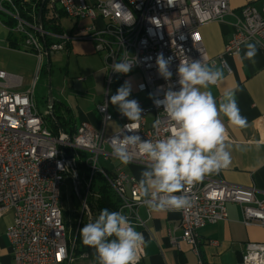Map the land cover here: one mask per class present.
I'll return each mask as SVG.
<instances>
[{
	"label": "built area",
	"instance_id": "obj_1",
	"mask_svg": "<svg viewBox=\"0 0 264 264\" xmlns=\"http://www.w3.org/2000/svg\"><path fill=\"white\" fill-rule=\"evenodd\" d=\"M47 5L54 15L58 8L66 18L74 20L70 30L61 33L44 30L36 23L33 12H28L31 19L23 18L14 0H0V15L15 20L12 27L4 26L24 35V45L34 50L38 61L74 40L93 42L94 51L103 61L106 90L114 80L121 81L124 76L114 73L112 64L126 54L129 59H135L133 69L139 72L135 88L146 95L145 99L134 98L144 110L139 134L145 139L155 140L170 134V121L162 108L154 106L150 94L162 99L163 93L158 91L161 86L166 90L171 83L179 88L176 69L180 60L201 59L211 67L219 64L226 73H231L226 57L238 54L246 41H254L264 51V0H260L259 6L243 4L238 14L230 8L229 0H47ZM229 14L234 16L233 31L223 50L215 57H208L198 29ZM84 20L86 23H80ZM160 53L166 58L173 57L171 81H165L158 73L155 59ZM20 84L19 76L0 70V216L11 214L5 235L12 264H70L74 260L75 234L70 233L60 206L63 176L71 180L76 177L78 185H83L84 191H80L87 206L91 178L101 173L119 198L117 211L125 214L134 226L142 224L137 207L146 204L136 178L120 168L110 173L99 162L100 156L103 159L113 156L110 139L119 135L129 121L120 113L114 116L109 111L105 94L104 100L96 105L101 121L99 129L81 121L72 134L54 135L34 108L32 88L15 90ZM141 84L145 86L143 90L139 88ZM148 115H151L149 122ZM113 117L119 120V125L106 132V123ZM157 120L160 124L154 126ZM226 135L228 140L227 132ZM70 150L72 158H64ZM78 151L86 152L82 160L88 170L87 178L78 176ZM133 162L149 163L139 153ZM255 192L253 186L228 183L215 173L206 175L201 182L185 185L183 194L192 203L177 211L179 239L197 254L200 241L197 229L225 220L228 202L240 207L244 225L264 227V196L258 197ZM171 241L177 242L176 237L172 236ZM137 254L140 263L144 255L142 246ZM196 264H202L201 260ZM237 264H264V241L247 242Z\"/></svg>",
	"mask_w": 264,
	"mask_h": 264
},
{
	"label": "clouds",
	"instance_id": "obj_2",
	"mask_svg": "<svg viewBox=\"0 0 264 264\" xmlns=\"http://www.w3.org/2000/svg\"><path fill=\"white\" fill-rule=\"evenodd\" d=\"M245 49L243 59L255 63L256 43L246 42ZM172 60L173 57L166 58L163 53L156 56L158 73L165 81H171L173 76ZM136 63L126 54L112 64L111 70L126 75ZM176 75L178 89L169 83L166 90L163 86L158 89L163 93L162 99L150 94L154 106L163 109L171 124L170 134L164 138L150 140L139 134L144 110L138 100L129 98L130 80H125L109 98L129 121L119 135L110 139L112 155L125 165L132 163L137 153L147 158L149 163L138 183L144 203L153 211L190 207V198L183 194L185 185L201 182L206 175L230 166V145L226 143L221 113L233 126L241 129L249 126L239 108L238 89L224 91L219 101L210 90V86H216L224 78L221 67H211L201 59L185 58L180 60ZM144 87L139 85L140 90ZM159 124L157 120L154 126ZM79 233L82 243L95 249L98 264H139L137 250L145 244V238L122 212L102 208L98 217L85 223Z\"/></svg>",
	"mask_w": 264,
	"mask_h": 264
},
{
	"label": "crops",
	"instance_id": "obj_3",
	"mask_svg": "<svg viewBox=\"0 0 264 264\" xmlns=\"http://www.w3.org/2000/svg\"><path fill=\"white\" fill-rule=\"evenodd\" d=\"M88 1L91 2L92 0ZM246 3L259 6L260 0H229V6L235 14H238L239 7ZM233 21L234 16L229 14L225 15L222 20H213L199 27L200 39L208 57H215L223 50L233 31ZM60 23L65 31L72 27L71 24L69 29H66L61 19ZM7 33L8 30L0 19V52H22L23 49L8 45ZM246 42L255 43L252 40ZM245 43L242 44L238 54L226 57L232 70L231 73H226L219 64L214 66L223 69L224 78L216 86H210V90L219 101L224 91L238 89L236 95L239 108L241 114L247 117L249 125L244 129L238 128L231 125L222 113L220 114L229 136L226 143L230 145L232 162L228 168L215 174L224 181L237 186H253L256 190V196L262 197L264 196V51L256 44L255 63L243 59L246 51ZM63 50L66 56L73 55L86 60V65L79 70L80 73L75 78L77 91H85L91 86L98 87L100 93L103 92V94L97 104L104 100L106 94L109 111L114 116L119 111L117 106L109 102V89L111 87L117 84L122 85L125 80H130L132 92L129 98H146L143 92H138L135 88V83L139 78V72L135 69L124 75L123 80H114L106 90L103 61L100 54L94 51L93 42L74 40L68 43V46ZM25 52L34 54L30 51ZM77 77H82L83 80L79 81ZM22 85L21 78V84L15 90L28 88L22 87ZM54 100L63 103L70 115L66 120L72 126L75 127L81 121L90 123L95 129H99L101 126L100 115L96 108L79 106L78 104L72 108L60 99L54 98ZM150 120L151 115H148L147 121ZM118 125L119 120L113 117L106 123L105 130L110 132L115 130ZM99 160H102L100 164L108 172L113 173L115 169L120 168L135 177L137 181L140 179L142 170L148 165L134 162L125 165L114 156L108 159H103L100 156ZM226 211L225 220L207 223L197 229L200 241L196 254L190 245L179 239L181 235V230L178 227L179 212L153 211L146 205H139L137 214L142 224H137L135 227L145 238V244L142 246L144 255L139 264H196L198 260H201L202 264H237L247 242L264 241V227L257 224L244 225L241 220V209L235 203H226ZM10 221L11 214L9 212L0 216V264H12L9 242L5 235V229ZM172 236L176 237L177 242L172 243ZM210 241L216 242L210 243ZM88 264H94L93 259H88Z\"/></svg>",
	"mask_w": 264,
	"mask_h": 264
},
{
	"label": "rangeland",
	"instance_id": "obj_4",
	"mask_svg": "<svg viewBox=\"0 0 264 264\" xmlns=\"http://www.w3.org/2000/svg\"><path fill=\"white\" fill-rule=\"evenodd\" d=\"M4 18L5 16L0 15V19ZM61 22L65 25L66 29H69L74 20L63 17ZM80 23H86V20L80 21ZM23 51L0 52V69L20 76L23 82L22 87L32 88L34 108L44 117L46 125L49 126L52 117L47 110L46 102L47 72L44 71L46 58L43 55L41 60L38 61V57L35 54L27 53L25 50ZM48 58L51 66L50 79L53 98L62 100L72 108L78 104L79 106H92L95 109L103 92L100 93L99 88L93 86L81 92L77 91L76 88L77 82L75 78L80 73L79 70L86 65V60L82 57H74L73 55L66 56L63 49L51 52ZM120 85L117 84L109 89V98L115 94ZM99 162H102V160H99ZM79 188L82 192L84 191L82 184L79 185ZM59 192L60 206L64 211L63 216L66 225L70 233L73 228L74 233L77 234L78 230L87 223V220L85 213H81V205L74 193L73 183L70 177L63 176ZM88 210L91 217L93 214H98L97 208L93 203L88 207ZM76 244L75 242L74 260L70 264H88V259H93L94 264H98L95 249L89 247L88 253H75Z\"/></svg>",
	"mask_w": 264,
	"mask_h": 264
},
{
	"label": "trees",
	"instance_id": "obj_5",
	"mask_svg": "<svg viewBox=\"0 0 264 264\" xmlns=\"http://www.w3.org/2000/svg\"><path fill=\"white\" fill-rule=\"evenodd\" d=\"M15 4L17 5L21 15L25 19H31V16L28 14V12H33V14L36 15V12L38 10V7L41 3V0H29V1H21V0H14ZM52 12H51V11ZM57 11V14L54 15V10L47 5V0H45L42 14H41V25L42 28L49 32L54 33H61L63 32V27L60 23V19L65 17V15L58 9H55ZM2 23L5 24L8 27H12L15 24V20L12 18H9L5 16L4 19H1ZM8 30V29H7ZM6 39L8 42V45L13 48H19L23 49L25 51H30L34 53V50L31 47H27L24 45V35L19 33H14L10 30H8V33L6 35ZM51 38L46 37V40H50ZM68 46V43L65 45V47ZM46 71V70H44ZM52 115L54 118L59 122L60 126L64 130V132L72 134V132L75 130V127L70 124L66 120L70 115L67 111V109L64 107L63 103L60 101L54 100V103L52 104ZM51 130V132L54 135L58 134L57 126L53 119H51V122L48 126ZM79 158L76 160V170L78 173V176L81 178L88 176V170L85 167V164L83 163L82 158L86 155L85 151H78ZM93 190V191H92ZM94 204L97 208L98 214L92 215V220L94 221L98 215L99 211L102 208H108L111 211H117L118 205H119V198L113 191V189L110 187L108 182L106 181L105 177L101 173H95L90 181L89 184V190L88 194L86 196V204L88 207L91 206V204ZM63 215L64 211L62 210ZM72 235L75 234V242L77 243L75 253H82V252H89V246H85L82 243L80 233L78 230V233H74V229L72 228L71 231Z\"/></svg>",
	"mask_w": 264,
	"mask_h": 264
},
{
	"label": "water",
	"instance_id": "obj_6",
	"mask_svg": "<svg viewBox=\"0 0 264 264\" xmlns=\"http://www.w3.org/2000/svg\"><path fill=\"white\" fill-rule=\"evenodd\" d=\"M45 0H41V3L38 7V10L36 12V23L38 25H41V14H42V9H43V5H44ZM45 70L47 72V82H46V88H47V94H46V102H47V110L50 113L53 121L55 122L56 126H57V130H58V135H63L65 134L64 130L62 129V127L60 126L59 122L54 118V116L52 115V104L54 103V98L52 95V89H51V79H50V62H49V58H48V54L45 55ZM66 136L69 138V135L66 134ZM73 153L72 150H70L68 153L64 154V158H72ZM72 183H73V189H74V193L77 197V200L79 201L82 209L84 210L85 216H86V220L87 223L92 220V217L90 216L88 207L85 205L84 199L81 195V191L77 182L76 177H72Z\"/></svg>",
	"mask_w": 264,
	"mask_h": 264
}]
</instances>
